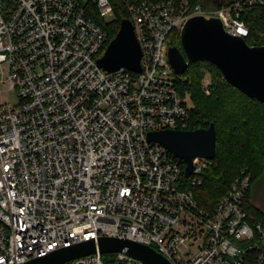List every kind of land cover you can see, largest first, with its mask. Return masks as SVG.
I'll use <instances>...</instances> for the list:
<instances>
[{
  "label": "built area",
  "instance_id": "1",
  "mask_svg": "<svg viewBox=\"0 0 264 264\" xmlns=\"http://www.w3.org/2000/svg\"><path fill=\"white\" fill-rule=\"evenodd\" d=\"M91 1L103 18L115 16L112 0ZM120 1L141 47V71L99 66L108 32L82 0H0V264L102 236L147 244L172 264H264V226L245 206L250 176L236 177L203 208L180 186L182 159L147 136L189 125L170 34L208 15L245 38L242 15L264 0ZM212 160L194 159L192 185ZM63 264L146 263L97 250Z\"/></svg>",
  "mask_w": 264,
  "mask_h": 264
},
{
  "label": "water",
  "instance_id": "2",
  "mask_svg": "<svg viewBox=\"0 0 264 264\" xmlns=\"http://www.w3.org/2000/svg\"><path fill=\"white\" fill-rule=\"evenodd\" d=\"M179 46L168 47V57L174 71L183 74L188 65L195 61L215 64L225 79L248 96L264 103V44L250 45L244 37L227 32L216 16L194 15L180 29ZM142 51L136 37L134 25L123 18L116 35L109 41L99 66L108 71L128 68L141 71ZM148 139L164 144L176 156L185 161L184 175L194 170V159H213L216 154V128L211 123L207 128L151 130ZM264 180V172L255 187ZM123 251L146 264H172L168 258L153 247L139 241L114 236H102L55 249L21 264H63L71 259L94 253Z\"/></svg>",
  "mask_w": 264,
  "mask_h": 264
},
{
  "label": "trees",
  "instance_id": "3",
  "mask_svg": "<svg viewBox=\"0 0 264 264\" xmlns=\"http://www.w3.org/2000/svg\"><path fill=\"white\" fill-rule=\"evenodd\" d=\"M115 16L105 20L98 12L93 1L87 9L90 15L108 32V43L116 35L120 22L127 18V12L120 0H112ZM202 5H222L231 0H195ZM249 26L245 40L250 45L264 44V7L249 6L242 15ZM177 37L175 44L185 54L179 31H173ZM204 63V65L202 64ZM211 72L207 90L203 89V72ZM180 79V92L188 96V129L207 128L211 123L216 128V154L212 163L201 172V182L192 185L190 178L182 171L180 186L190 188L199 205L212 208L220 197L227 192L232 181L241 175L250 176L245 206L250 220L264 226V205L255 202L254 186L264 172V103L252 98L230 84L220 69L208 61L190 63ZM180 78V77H179ZM182 168L185 161L181 160Z\"/></svg>",
  "mask_w": 264,
  "mask_h": 264
},
{
  "label": "rangeland",
  "instance_id": "4",
  "mask_svg": "<svg viewBox=\"0 0 264 264\" xmlns=\"http://www.w3.org/2000/svg\"><path fill=\"white\" fill-rule=\"evenodd\" d=\"M84 2V4L86 6L89 5V7L91 8V5L89 4V2H91V0H82ZM105 20H111L113 19L112 16L107 15L104 17ZM177 41V37L173 34H170L169 39L167 40V43H174ZM175 45V44H172ZM202 64L204 65V63L202 62ZM205 66V65H204ZM5 69V68H2ZM179 77L181 80H185L187 75L186 74H179ZM0 79H2V72H1V68H0ZM211 79V72L209 70H205L203 72V84H208L209 81ZM205 88V89H204ZM4 89H5V84L4 83H0V100L4 95ZM203 89L205 90L206 93H209V89L207 90V85H203ZM9 97H10V101L12 104H16L19 100H18V93L16 89H11L9 92ZM254 197H255V202L259 205H264V180L262 182H260L254 189Z\"/></svg>",
  "mask_w": 264,
  "mask_h": 264
}]
</instances>
